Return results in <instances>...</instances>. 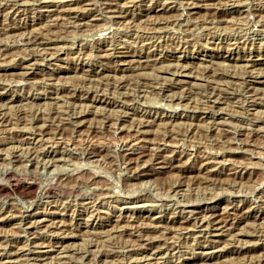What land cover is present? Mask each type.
I'll list each match as a JSON object with an SVG mask.
<instances>
[{
  "label": "rangeland",
  "instance_id": "rangeland-1",
  "mask_svg": "<svg viewBox=\"0 0 264 264\" xmlns=\"http://www.w3.org/2000/svg\"><path fill=\"white\" fill-rule=\"evenodd\" d=\"M222 2L0 0V264H264V0Z\"/></svg>",
  "mask_w": 264,
  "mask_h": 264
},
{
  "label": "bare ground",
  "instance_id": "bare-ground-1",
  "mask_svg": "<svg viewBox=\"0 0 264 264\" xmlns=\"http://www.w3.org/2000/svg\"><path fill=\"white\" fill-rule=\"evenodd\" d=\"M46 1V0H45ZM66 1H71V3H75V1H77L78 3L80 2V1H83V0H66ZM85 1V0H84ZM87 1V0H86ZM221 1V0H220ZM223 1H225V2H222V5L223 6H225V5H227L229 2L231 3H238V1L239 0H223ZM43 2H44V0H43ZM88 3V2H87ZM172 4V3H171ZM239 4V3H238ZM237 4V7L239 6L240 7V5H238ZM240 4H241V2H240ZM76 5H78V4H76ZM236 5V4H235ZM16 6V5H15ZM193 7V6H192ZM230 7V6H229ZM72 9V8H71ZM71 9H68V10H65V11H62V10H60V11H62V12H65L66 13V15H68V17L67 18H58V16L55 18L54 16V18L52 19L53 20V22L52 23H50L49 25H46V26H48L47 27V29H48V32L50 31V27L52 28H55V27H57V28H59V27H72V26H80V25H85V23H87V22H83V20L81 21V23L79 22V23H77L76 21H77V19L79 18L78 16H73V17H71L70 15H71V13H70V11H71ZM162 10H164V9H162ZM75 12V11H74ZM114 12V11H113ZM121 12V11H120ZM120 12L119 13H117L114 17L115 18H122V17H124V15H122V14H120ZM123 12V11H122ZM115 13H116V11H115ZM53 15V14H52ZM52 15H50V16H52ZM73 19V21H71L70 19ZM59 19H62V20H66V23H63V22H61V23H59ZM70 20V21H67V20ZM76 19V21H74ZM95 20V19H94ZM96 27V26H95ZM8 30V29H7ZM34 30L35 29H31V31L32 32H29V34H30V38L28 37V39H25V45H31V44H34V43H36L37 42V40H38V36H39V33L40 32H34ZM35 31H37V30H35ZM29 34H27V35H29ZM144 34V33H143ZM0 47H1V45H0ZM45 49H47V47L45 48ZM4 50V49H3ZM2 50V51H3ZM0 52H1V50H0ZM3 54V53H2ZM1 54V55H2ZM128 61V60H127ZM127 61H124V65H125V62H127ZM130 62V61H129ZM145 62V61H144ZM127 64V63H126ZM141 64V63H140ZM192 65V64H191ZM22 66V65H21ZM128 65H126V67H127ZM180 66V65H179ZM249 66V65H248ZM252 66V65H251ZM250 67V66H249ZM25 68H27V66L25 65ZM122 70V69H121ZM248 74V77L249 78H251V79H261L262 78V75L261 74H257V73H254L252 70L251 71H248L247 72ZM171 75H173V76H175V77H183V78H188L189 76L187 75V73H185L184 72V69L183 70H180V71H176V72H174V73H172ZM174 77V78H175ZM90 78V77H89ZM178 79V78H177ZM131 81V80H130ZM177 83H186L185 81H184V79H179V80H175ZM211 81V80H210ZM121 83V82H120ZM257 83H262V81H260V82H257ZM121 85V84H120ZM119 86V85H118ZM117 86V87H118ZM254 90H255V88H254ZM253 90V91H254ZM214 94V93H213ZM125 96V95H124ZM209 96H210V94H209ZM209 96L207 97V98H209ZM213 98V96H210V100H209V103H212L213 105L214 104H216L217 102L215 101V100H213L212 99ZM55 100V99H54ZM62 103V102H61ZM3 104V103H2ZM6 104V103H5ZM8 104V103H7ZM2 106V105H1ZM14 106V105H13ZM3 107H4V105H3ZM7 107H9L8 105H7ZM7 107H4V108H7ZM248 109V108H247ZM3 110V109H2ZM5 110V109H4ZM113 110V109H112ZM4 113H6V111L4 112ZM7 113H9V112H7ZM10 113H11V111H10ZM12 113H14V112H12ZM76 113V112H75ZM74 113V114H75ZM73 114V115H74ZM0 115H1V113H0ZM16 115V119H17V117L19 116L18 115V113H16L15 114ZM37 116H38V120H40L41 122L43 121L45 124H43L42 126H40V128H43L42 130H44V128H48L49 127V124H46L47 123V121L48 120H45V118L47 117L48 119H49V121H50V119H52V120H54V117L55 116H57V112H55L54 110H52V111H49L48 113H46L45 115H43V114H36ZM3 116V115H2ZM5 116V115H4ZM3 116V117H4ZM44 116H45V118H44ZM75 117L73 118L74 120H76V121H79V119H81L83 116H84V113H81V112H77L75 115H74ZM2 118V117H1ZM0 118V119H1ZM57 118H59L58 116H57ZM71 118V119H72ZM8 119H11L10 117L8 118ZM13 119V118H12ZM72 119V120H73ZM125 120V119H124ZM1 121V120H0ZM4 121V120H3ZM10 121V120H9ZM75 121V122H76ZM34 122V121H33ZM52 122V121H51ZM59 122H60V124L62 125L63 123V121L62 120H60L59 119ZM65 122V121H64ZM146 122V121H145ZM58 123V122H57ZM79 123H80V121H79ZM115 124V123H114ZM39 125V124H38ZM58 125V124H57ZM61 125H60V127H61ZM81 125V124H80ZM63 126H64V124H63ZM137 126V125H136ZM143 127H145V125H143V123H139V125H138V127L136 128V132L137 133H143V132H141V128H143ZM63 128V127H62ZM62 128H60V129H62ZM59 129V130H60ZM53 130V129H52ZM133 130H134V128H133ZM174 130V129H173ZM41 131V130H40ZM46 131V130H45ZM48 132V131H47ZM135 132V133H136ZM132 134V133H131ZM34 141V140H33ZM136 141V140H135ZM11 145V144H10ZM130 148V147H129ZM155 148V147H154ZM139 149V148H138ZM152 149V148H151ZM32 150V149H31ZM130 151V153L132 154V153H134L135 152V150L134 149H130L129 150ZM152 151H154L153 153H151V155H150V159H149V162H147L148 160H145V162L146 163H150V164H152V163H158V159H160V157H162V151H164L163 149H160V148H155L154 150H152ZM174 151V150H173ZM15 154V153H14ZM31 155V154H30ZM113 156V155H112ZM30 157V156H29ZM170 167V166H169ZM173 167H176V166H173ZM156 171V170H155ZM74 174V173H73ZM146 176V175H145ZM16 184V183H15ZM14 187V186H13ZM12 187V188H13ZM16 187V186H15ZM17 189V188H16ZM19 190V189H18ZM90 196V195H89ZM190 206H186V208L188 209ZM188 213H193V211H191V210H189V211H187ZM229 215V213H226V215H225V217H221V218H219V219H215V218H213L212 219V217H211V219L212 220H210V221H208V225H210L214 230H219V234H216V235H226L225 233H226V231L227 230H229L230 228H225L226 227V225L224 224L225 223V221H228L226 218H227V216ZM232 218V217H231ZM235 218V217H234ZM38 220V219H37ZM234 220V219H233ZM136 221V220H135ZM237 222H238V220H237ZM223 225H222V224ZM218 224H220V226L218 225ZM233 224V223H232ZM31 225V224H30ZM203 225V224H202ZM207 225V226H208ZM218 225V226H217ZM231 225V224H230ZM35 226V225H34ZM141 226V225H140ZM147 226V225H146ZM152 226H155V225H152ZM187 226V225H186ZM215 226V227H214ZM217 226V227H216ZM158 227H160V226H157V228ZM188 228V227H187ZM209 228V227H208ZM255 228V227H254ZM170 232V231H169ZM263 232V231H262ZM120 234V233H119ZM134 234V233H133ZM242 234V233H241ZM241 234H237V235H241ZM70 235V234H69ZM137 235V234H136ZM262 235H264V232L262 233ZM68 236V235H67ZM264 237V236H263ZM233 239V238H232ZM264 239V238H263ZM262 239V240H263ZM137 240V239H136ZM232 241V240H231ZM111 242V241H110ZM118 242V241H117ZM228 244V243H227ZM230 244V243H229ZM233 244V243H232ZM168 246V245H167ZM229 246V245H228ZM225 248V247H224ZM223 248V249H224ZM238 248H240V247H238ZM235 249H236V247L234 248V251H235ZM146 250V249H145ZM220 250V249H219ZM218 250V251H219ZM222 250V249H221ZM238 250V249H237ZM13 251V250H12ZM128 251V250H127ZM224 251V250H223ZM230 251V250H229ZM240 251V250H239ZM132 252V251H131ZM232 252V251H231ZM243 252V251H242ZM44 253H49L48 252V250L46 251V252H44ZM213 253H214V251H213ZM220 254V253H219ZM236 254H238V253H236ZM19 255V254H18ZM65 255V254H64ZM207 255H211L210 253L209 254H207ZM55 256V255H54ZM213 256V255H212ZM211 257V256H210ZM209 257V258H210ZM48 258V257H47ZM59 259H64L65 258V256H60V257H58ZM260 258L262 259V260H264V253L262 254V255H260ZM65 260V259H64ZM38 262V261H37ZM248 262V261H247ZM231 263V262H230ZM244 263V262H243ZM227 264H229V263H227ZM235 264V263H234ZM245 264V263H244ZM248 264V263H247Z\"/></svg>",
  "mask_w": 264,
  "mask_h": 264
}]
</instances>
